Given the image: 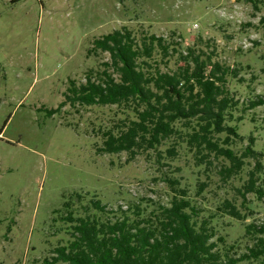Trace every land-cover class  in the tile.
<instances>
[{
	"label": "trees",
	"instance_id": "trees-1",
	"mask_svg": "<svg viewBox=\"0 0 264 264\" xmlns=\"http://www.w3.org/2000/svg\"><path fill=\"white\" fill-rule=\"evenodd\" d=\"M234 1L255 15L264 10V0ZM151 27L122 26L94 40L89 69L68 81L50 115L71 117L68 125L89 134L112 168L142 159L166 198L124 207L68 195L54 212L57 239L44 241L49 249L35 264H264V220L255 221L264 207V148L251 114L264 106L252 98L257 75L237 58L222 62L215 38ZM242 71L253 75L238 79ZM226 228L243 234L228 244Z\"/></svg>",
	"mask_w": 264,
	"mask_h": 264
},
{
	"label": "rangeland",
	"instance_id": "rangeland-1",
	"mask_svg": "<svg viewBox=\"0 0 264 264\" xmlns=\"http://www.w3.org/2000/svg\"><path fill=\"white\" fill-rule=\"evenodd\" d=\"M264 10L234 0H0V264H35L57 229L56 210L71 194H95L110 206L164 197L146 178L142 159L118 170L71 117L50 111L68 81L89 69L90 44L122 26L151 27L158 35L188 29L190 40L215 38L221 61L252 66L253 99H264ZM258 45H255V44ZM237 50H241L236 57ZM251 51V52H249ZM242 71L239 78L250 79ZM260 75V76H258ZM245 89L239 95L246 100ZM241 95V96H240ZM255 113L264 148V106ZM242 133L253 129L243 125ZM166 198V197H164ZM264 206V205H263ZM262 213L256 222L264 220ZM243 231L226 228L232 244Z\"/></svg>",
	"mask_w": 264,
	"mask_h": 264
}]
</instances>
